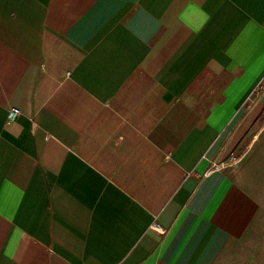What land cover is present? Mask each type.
I'll list each match as a JSON object with an SVG mask.
<instances>
[{
  "label": "crops",
  "instance_id": "crops-1",
  "mask_svg": "<svg viewBox=\"0 0 264 264\" xmlns=\"http://www.w3.org/2000/svg\"><path fill=\"white\" fill-rule=\"evenodd\" d=\"M263 79L264 0H0V264H264Z\"/></svg>",
  "mask_w": 264,
  "mask_h": 264
},
{
  "label": "rangeland",
  "instance_id": "rangeland-1",
  "mask_svg": "<svg viewBox=\"0 0 264 264\" xmlns=\"http://www.w3.org/2000/svg\"><path fill=\"white\" fill-rule=\"evenodd\" d=\"M229 78V74L226 73L206 75L200 83L194 86V93L201 109H207L212 102L221 98V91Z\"/></svg>",
  "mask_w": 264,
  "mask_h": 264
},
{
  "label": "built area",
  "instance_id": "built-area-1",
  "mask_svg": "<svg viewBox=\"0 0 264 264\" xmlns=\"http://www.w3.org/2000/svg\"><path fill=\"white\" fill-rule=\"evenodd\" d=\"M264 86V79H263V82H261L257 87H256V89H255V94H257L259 91H260V89H262V87ZM249 99H250V97H249ZM21 113V111H20V109L19 108H17V107H13V108H11L10 110H9V112H8V118L9 119H15L19 114ZM157 228H159V229H162V228H160V226L159 225H155Z\"/></svg>",
  "mask_w": 264,
  "mask_h": 264
}]
</instances>
